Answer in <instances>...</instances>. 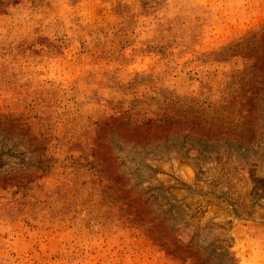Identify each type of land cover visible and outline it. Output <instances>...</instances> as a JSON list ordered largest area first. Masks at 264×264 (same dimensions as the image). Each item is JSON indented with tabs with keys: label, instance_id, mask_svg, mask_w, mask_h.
<instances>
[{
	"label": "rangeland",
	"instance_id": "374dc122",
	"mask_svg": "<svg viewBox=\"0 0 264 264\" xmlns=\"http://www.w3.org/2000/svg\"><path fill=\"white\" fill-rule=\"evenodd\" d=\"M263 36L264 0H0V264H264Z\"/></svg>",
	"mask_w": 264,
	"mask_h": 264
},
{
	"label": "trees",
	"instance_id": "16d2710c",
	"mask_svg": "<svg viewBox=\"0 0 264 264\" xmlns=\"http://www.w3.org/2000/svg\"><path fill=\"white\" fill-rule=\"evenodd\" d=\"M261 41L263 43L261 48L260 47H256V48L252 47V51L254 52V54L256 56L255 61L252 63V66L254 65L253 71L264 70V36L261 39ZM3 178H4L3 182H9L10 183L14 180L13 177H11V176L3 177Z\"/></svg>",
	"mask_w": 264,
	"mask_h": 264
}]
</instances>
